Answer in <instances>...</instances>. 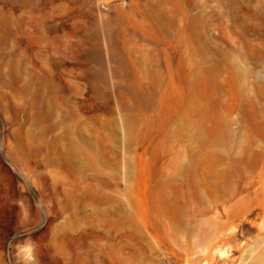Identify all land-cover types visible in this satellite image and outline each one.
I'll return each mask as SVG.
<instances>
[{
	"label": "rangeland",
	"instance_id": "374dc122",
	"mask_svg": "<svg viewBox=\"0 0 264 264\" xmlns=\"http://www.w3.org/2000/svg\"><path fill=\"white\" fill-rule=\"evenodd\" d=\"M0 264H264V0H0Z\"/></svg>",
	"mask_w": 264,
	"mask_h": 264
}]
</instances>
